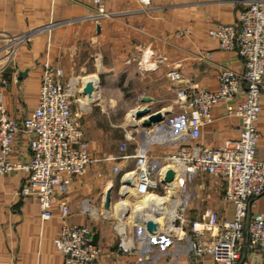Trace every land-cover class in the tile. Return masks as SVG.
<instances>
[{"label": "crops", "instance_id": "obj_1", "mask_svg": "<svg viewBox=\"0 0 264 264\" xmlns=\"http://www.w3.org/2000/svg\"><path fill=\"white\" fill-rule=\"evenodd\" d=\"M104 1L109 16L98 19L92 0H0V51L8 42L5 35L51 25L23 43L11 62L0 63L4 65L0 82L8 83L4 102L10 117L22 121L32 115L44 64L61 68L64 83L76 79L94 85L92 96L77 95L73 106L83 108V130L94 161L74 178L67 193L55 199L50 221L42 223L38 199L23 194L29 184L26 173L0 176V264H64L55 244L63 226L62 207L70 210L71 224L91 229L101 247L100 259L107 264H190L188 240L169 238L159 222L158 235L151 236L132 216L138 209L136 202L129 203L134 200L135 182L125 191L123 175L135 170L138 154H145L158 179L167 169L164 157L191 143L185 133V109L177 103L178 88L218 90L221 64L244 72L237 50L219 49L209 32L220 24H236L248 0ZM170 70L180 71L183 81L172 83L167 76ZM143 108L161 112L163 122L143 127L146 117L134 116ZM212 118L202 128L198 142L203 147L215 148L239 138L238 120L227 117L222 106L212 111ZM256 128V156L264 160V95ZM127 133L132 140H125ZM29 139L24 133L16 136L11 161L29 158ZM171 184L177 185L175 195ZM153 192L168 198V207L177 198L191 219L206 210L216 211L223 220L234 217L224 181L208 174H189L182 185L162 181ZM86 204L92 213L83 211ZM252 212L264 214V196L255 201ZM122 243L129 249L124 250ZM205 262L210 263L211 257Z\"/></svg>", "mask_w": 264, "mask_h": 264}, {"label": "built area", "instance_id": "obj_2", "mask_svg": "<svg viewBox=\"0 0 264 264\" xmlns=\"http://www.w3.org/2000/svg\"><path fill=\"white\" fill-rule=\"evenodd\" d=\"M92 3L96 18L109 16L104 0H92ZM50 27L18 36L5 35L8 42L0 51V63L11 62L19 47L34 33ZM209 34L217 39L219 49L237 50L244 72L238 73L221 64L216 77L218 90L177 89V103L185 109V133L191 143L164 157V161L167 169L174 170V181L179 185L187 175L196 173L222 179L226 201L234 205L235 213L231 220H223L216 211L206 210L200 218L191 219L185 207L178 204L175 216L164 222L163 233L176 241H189L190 264H264V214L252 212L255 201L264 196V160L256 156L259 139L256 123L260 98L264 95V0H248L236 24H220ZM4 65L0 66V72ZM63 76L61 68L43 65L38 105L22 121L9 116L4 102L8 83L0 82V176L14 171L27 174L29 184L23 194L38 199L42 223L53 218L55 199L67 193L74 178L85 173L94 161L83 130V108H73L87 81L72 79L64 83ZM167 76L172 83L183 81L178 70H170ZM218 106L223 107L227 117L238 120L236 127L240 135L236 141L206 148L198 141L203 126L213 121L212 111ZM19 133L30 138V156L14 162L9 156ZM125 140H132L131 135L127 133ZM125 149L126 142L121 146L122 151ZM167 169L155 178L148 157L138 154L135 170L123 175V180L135 182L139 195L154 194ZM92 209L87 205L83 211L92 213ZM69 215L70 210L62 207L63 226L55 241L64 256V264H107L100 259L101 247L94 241L91 229L71 224ZM121 247L129 249L124 243ZM206 257H211L210 263L205 262Z\"/></svg>", "mask_w": 264, "mask_h": 264}, {"label": "water", "instance_id": "obj_3", "mask_svg": "<svg viewBox=\"0 0 264 264\" xmlns=\"http://www.w3.org/2000/svg\"><path fill=\"white\" fill-rule=\"evenodd\" d=\"M83 94L88 96L89 98L92 96L93 92H94V85L91 81H87L84 88H83ZM134 116L137 120L141 119V118H145L143 119V121L141 122V125L143 127H150L154 124H158L163 122L164 117L163 114L161 112H156V113H151V110L149 108H143V109H137L134 112ZM174 177H175V172L173 169L169 168L167 169L163 182L166 184L172 183L174 181ZM125 184L132 186L131 181L125 180ZM106 203V209L109 210V205L111 203V199H110V192H108L106 194V199H105ZM164 201L160 200L158 201V206H162L164 203ZM144 226L146 228V231L150 234V235H156L158 232V228H159V224L152 218H148L144 220Z\"/></svg>", "mask_w": 264, "mask_h": 264}, {"label": "bare ground", "instance_id": "obj_4", "mask_svg": "<svg viewBox=\"0 0 264 264\" xmlns=\"http://www.w3.org/2000/svg\"><path fill=\"white\" fill-rule=\"evenodd\" d=\"M130 179L131 180H133V178H131L130 177ZM176 184H171V189L172 188H174V187H176L175 186ZM169 186V185H168ZM125 187V186H124ZM128 191V190H130V186L129 185H127V187L125 188V191ZM132 190V189H131ZM176 190H177V188H176ZM178 190H179V188H178ZM170 191V190H169ZM172 191L174 192L175 190H173L172 189ZM155 195V194H154ZM141 196H143V195H141ZM170 196V195H169ZM167 197V196H166ZM167 199L168 198H164V199H162V198H159V197H157L156 195L155 196H150L148 199H147V204H146V206L145 207H138V209L136 210V216H137V219L140 217V219H138L139 220V222L141 223V225L144 223V220L145 219H148V218H152V219H154L157 223H158V219H157V217L158 216H163V218H164V220L162 221V223L161 224H163L164 222H170V220L175 216V214H176V208H177V205H178V200H176L177 198H175V201L173 202H171L172 204V206H170V207H168L167 206ZM160 200H162V201H164L163 203V205L160 207V206H158V201H160ZM120 204V203H119ZM124 204H126V203H124ZM123 204V205H124ZM122 207V206H121ZM123 207H125V213H126V209H128L127 207V205H125V206H123ZM166 207V208H165ZM130 210V209H129ZM107 214V213H106ZM111 215V214H110ZM133 216V215H132ZM141 220V221H140ZM123 221V220H122ZM134 223H135V219H134ZM137 223V222H136ZM159 224V223H158ZM160 224V225H161ZM159 225V226H160ZM122 227V226H121ZM159 230V229H158Z\"/></svg>", "mask_w": 264, "mask_h": 264}, {"label": "rangeland", "instance_id": "obj_5", "mask_svg": "<svg viewBox=\"0 0 264 264\" xmlns=\"http://www.w3.org/2000/svg\"><path fill=\"white\" fill-rule=\"evenodd\" d=\"M172 189L175 190L174 188H172ZM133 192H134L133 194H134V196H135V197L133 196V199H134V200L131 201V202H129V203L132 205V204H134V203L136 202V206H135L136 208H137V207H140V206H141V207H145V206H146V202H147V201L145 202V200H147V199H145L144 195L141 196V195H139L136 191H133ZM172 193H173V195H175V194H174L175 191H174V192L172 191ZM159 196H160V195H159ZM176 200H177V199H176ZM140 201H141V204L138 205V202H140ZM167 201H169V199H167ZM174 201H175V199H173V202H174ZM127 202H128V201H127ZM127 202H126V203H127ZM143 203H144V204H143ZM132 207H134V205L131 206V208H132ZM165 208H166V207H165ZM177 209H178V208H177ZM135 210H136V209H135ZM132 212H133V211L130 210V215L132 214ZM136 215H137V214L134 213L133 216H134V217H137ZM157 219H158V222H159L160 224H161L162 221L164 220V218H163L162 215H161V216H158ZM137 220H138V219H137ZM140 224H141V223H140ZM142 225H144V224H142Z\"/></svg>", "mask_w": 264, "mask_h": 264}]
</instances>
